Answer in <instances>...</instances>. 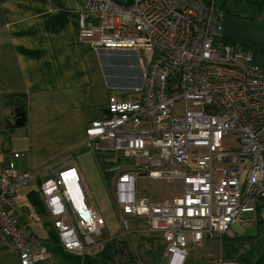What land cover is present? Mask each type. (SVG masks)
I'll use <instances>...</instances> for the list:
<instances>
[{
	"label": "built area",
	"instance_id": "built-area-1",
	"mask_svg": "<svg viewBox=\"0 0 264 264\" xmlns=\"http://www.w3.org/2000/svg\"><path fill=\"white\" fill-rule=\"evenodd\" d=\"M224 18L216 0H85L79 14L82 46L144 63L139 94H110L86 147L124 159L111 167L122 224L142 221L138 231L161 237L160 264H185L189 243L264 221V66L226 37ZM49 171L40 191L59 248L85 264L91 248L104 250L101 216L76 163ZM144 177L182 190L153 202L138 191ZM34 180L11 160L0 169V247L20 264H66L17 215V192Z\"/></svg>",
	"mask_w": 264,
	"mask_h": 264
},
{
	"label": "crops",
	"instance_id": "crops-1",
	"mask_svg": "<svg viewBox=\"0 0 264 264\" xmlns=\"http://www.w3.org/2000/svg\"><path fill=\"white\" fill-rule=\"evenodd\" d=\"M84 3L85 0H0V97L7 103L6 112L2 111L4 118L9 114L13 117L2 123L0 131L9 132L3 153L14 154L0 157V169L11 160L18 171L34 174L40 183L44 181L40 178L43 170L76 163L83 153L81 159L90 158V152H84L86 129L92 120L107 115L105 105L100 113L92 109L95 105L90 89L96 77L91 65L96 63L104 70L102 58L113 52H97L80 44L79 14ZM241 22L237 16L225 14L226 37L257 50L255 58L264 66V42L251 44L247 32L239 29ZM23 104L26 110L21 111L26 121L17 127L15 109H22ZM87 189L90 192L88 185ZM91 205L101 216L96 204ZM48 216L45 224L53 232L52 218ZM72 256L66 258L68 261L59 257L58 261L79 264V259ZM17 260L16 264H20Z\"/></svg>",
	"mask_w": 264,
	"mask_h": 264
},
{
	"label": "rangeland",
	"instance_id": "rangeland-1",
	"mask_svg": "<svg viewBox=\"0 0 264 264\" xmlns=\"http://www.w3.org/2000/svg\"><path fill=\"white\" fill-rule=\"evenodd\" d=\"M216 5L225 14L237 16L242 21V25L238 27L247 32V37L251 39H249L251 44H254L255 41L264 42V0H216ZM234 42L244 47L246 46L250 50L252 49L248 44L245 45L240 40H234ZM252 51H254V54L258 52L253 49ZM118 52H113L112 55H106L102 58L104 70L97 68L96 63L91 65V71L96 77L94 80L96 82L90 92L95 105L92 109H95L96 112L100 113L105 106V110H107L110 94H118L121 97L128 98L130 95L139 94L136 87L140 88L143 85L144 79L141 68L142 66L144 68V63L141 62V66L139 55L130 51ZM4 100V97H0V128L6 119L12 121L13 118L11 114H9V117L4 118L2 111L5 113V106H7ZM89 102L91 103L90 100ZM12 116L14 115L12 114ZM8 137L9 132L7 130L0 131L1 158H4V155H10L3 153ZM84 152H90L88 153L90 158L87 161L81 159L84 155L83 153L78 156L79 160L77 159L76 163H78L82 172L86 186H89V204L95 203L101 212L102 235L99 236L100 241L104 242L106 246V243L111 240L114 247L118 248L117 253L114 255L115 260L125 261L131 258L132 264H160L161 262H166L162 260L165 244L159 235L138 231L136 227H139L140 230L143 228L144 223L142 221H134L132 219L129 221L128 229H125L122 224L121 214L113 193L115 172L111 170V167L122 166L124 159L111 151L97 154L96 152L99 151L85 147ZM13 155L11 154L10 156L14 157ZM107 159L113 161L109 162ZM125 161L130 162L132 160L125 159ZM49 176V169L43 170L40 175L41 181ZM175 181L144 177L138 180L137 188L138 191L149 197L153 202L161 203L171 200L181 192V183L178 180ZM31 189H39V184L36 180L31 185L25 186L18 191L16 196L17 211L31 225L34 234L48 240L50 239L49 225L45 224V220H49V216L39 211L30 201L28 192ZM249 215L251 214L247 213L245 217ZM263 225L262 223L258 224V222H241L230 231L209 239L202 244L189 243L188 257L185 264H242L241 259L243 257L255 260L264 251V229H261ZM237 229H239L238 232ZM232 244H234V249L228 252L232 248ZM54 253L61 260L68 261L66 259L67 253L62 250L59 249V251H54ZM89 254L99 262L100 254L96 248H91ZM17 259L19 260V256L16 252L0 247L1 264H16Z\"/></svg>",
	"mask_w": 264,
	"mask_h": 264
},
{
	"label": "trees",
	"instance_id": "trees-1",
	"mask_svg": "<svg viewBox=\"0 0 264 264\" xmlns=\"http://www.w3.org/2000/svg\"><path fill=\"white\" fill-rule=\"evenodd\" d=\"M23 105H22V109H20V110H26V106L25 105L23 106ZM96 153L97 154L98 153L99 154H103L101 152H96ZM38 184H39V189L38 190L31 189L28 192V195H29L30 201L34 204V206L37 207L39 209V211H41L42 213H45L46 214L47 211H46L44 202L42 200L41 191H40V187H41L42 182H40ZM17 215L20 217V219L24 223H27L28 224L27 227H28L29 231H31L33 233V230L31 229L32 228L31 225L28 222H26L25 220H23V217L18 213V211H17ZM259 223L264 224V221H259L258 224ZM261 229H264V225L261 227ZM250 237H253V236H250ZM43 240L46 241V239H43ZM48 241L54 243L51 246V248L54 251H59V249H60L59 248V239H58V236L55 234L54 231L53 232H50V239H48ZM233 242H235V241H233ZM231 247L232 248L228 252L233 251L234 244H232ZM117 251H118V248H115L113 242H111V240H110V242L108 241L106 243V246L104 247V250L99 253L100 254L99 262L96 259H93L89 255L86 258V263H88V264H92V263H96V264H99V263H101V264H132L133 263L131 258H129L128 260H125V261L115 260V258H114L115 256L114 255L117 253ZM228 252H227V254H229ZM67 257L70 258L71 255H68ZM72 257H74L76 259H80L79 257H76V256H72ZM241 262H243L242 264H264V251L262 253H260V255L255 260H251V259H247V258L243 257L241 259Z\"/></svg>",
	"mask_w": 264,
	"mask_h": 264
},
{
	"label": "water",
	"instance_id": "water-1",
	"mask_svg": "<svg viewBox=\"0 0 264 264\" xmlns=\"http://www.w3.org/2000/svg\"><path fill=\"white\" fill-rule=\"evenodd\" d=\"M26 121V115L24 112L20 110V108L15 109V120H14V125L17 127L23 126ZM96 264V263H92Z\"/></svg>",
	"mask_w": 264,
	"mask_h": 264
},
{
	"label": "flooded vegetation",
	"instance_id": "flooded-vegetation-1",
	"mask_svg": "<svg viewBox=\"0 0 264 264\" xmlns=\"http://www.w3.org/2000/svg\"><path fill=\"white\" fill-rule=\"evenodd\" d=\"M15 120V119H14Z\"/></svg>",
	"mask_w": 264,
	"mask_h": 264
}]
</instances>
